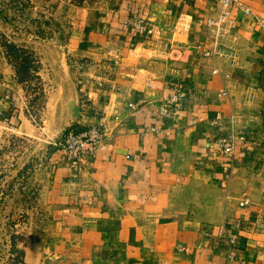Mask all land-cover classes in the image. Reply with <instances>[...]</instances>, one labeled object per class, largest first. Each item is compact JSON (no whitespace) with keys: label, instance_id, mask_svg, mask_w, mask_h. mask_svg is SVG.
<instances>
[{"label":"crops","instance_id":"crops-1","mask_svg":"<svg viewBox=\"0 0 264 264\" xmlns=\"http://www.w3.org/2000/svg\"><path fill=\"white\" fill-rule=\"evenodd\" d=\"M241 1L254 14L234 8L228 54L217 57H204L214 0L72 4L46 89L47 133L29 119L0 39V143L18 135L37 145L0 161V221L38 211L16 225L25 263L264 264V0ZM136 16L151 36L133 27ZM180 84L190 109L164 118ZM100 123L106 146L81 163L53 145ZM221 131L237 140L233 160L211 158Z\"/></svg>","mask_w":264,"mask_h":264},{"label":"rangeland","instance_id":"rangeland-1","mask_svg":"<svg viewBox=\"0 0 264 264\" xmlns=\"http://www.w3.org/2000/svg\"><path fill=\"white\" fill-rule=\"evenodd\" d=\"M87 1L90 4L91 0H0V39L4 52L19 82L26 87L29 119L41 132L47 133L52 126L47 117L46 89L54 73L53 59L63 54L62 42L69 24L64 16L68 15L72 4L85 5ZM4 43H14L18 48H5ZM36 147L33 139L30 141L18 135L6 137L0 143V161L4 163L13 157L31 154ZM37 212L35 209H30L28 214L26 211L2 212L0 264H17L15 259L19 256L18 250L22 249L19 247L20 226L16 225L28 217L36 218ZM12 214L13 217L8 219Z\"/></svg>","mask_w":264,"mask_h":264},{"label":"built area","instance_id":"built-area-1","mask_svg":"<svg viewBox=\"0 0 264 264\" xmlns=\"http://www.w3.org/2000/svg\"><path fill=\"white\" fill-rule=\"evenodd\" d=\"M215 1V15L209 16L206 19V30L209 37L214 41V47L212 49H206L204 52V57H217L225 56L223 50L224 40L232 36V29L235 23V17L233 15L234 8L242 12L244 15L254 14L252 9L248 7L241 0H214ZM133 27L141 35L153 34V29L150 26L146 17L136 16L133 21ZM1 81V74H0ZM227 90H223L222 94L226 95ZM186 87L185 85H178L176 92L171 96L167 97L159 108L160 114L164 118L177 117L183 112H186L190 108L188 107L189 101L187 99ZM8 117H4L3 120L8 121ZM221 122V123H220ZM220 126H223V122L218 121ZM157 128H153L156 130ZM225 129V128H224ZM230 130L229 125L226 127ZM227 132V131H226ZM233 133H223L221 131L218 139L216 140L215 146L211 151V158L215 161L222 159H232L237 153L238 143L233 137ZM107 134L105 125L100 123L95 126H91L85 130H70L65 134L62 139L54 142L53 145L58 147L70 162L81 163L85 156L95 155L98 151L102 150L106 146ZM244 140V137H241ZM222 171L225 176L230 177L232 173V162L230 165L223 163ZM249 201H243L241 204L246 205ZM235 237L232 238V241Z\"/></svg>","mask_w":264,"mask_h":264},{"label":"trees","instance_id":"trees-1","mask_svg":"<svg viewBox=\"0 0 264 264\" xmlns=\"http://www.w3.org/2000/svg\"><path fill=\"white\" fill-rule=\"evenodd\" d=\"M4 46H5V48H10L11 50H16L18 48V46L14 43H11V44L9 43V45L4 43ZM9 54L10 53H8V56H10ZM18 251H19V256L15 259L16 263L17 264H27L24 261V251L23 250H18Z\"/></svg>","mask_w":264,"mask_h":264}]
</instances>
